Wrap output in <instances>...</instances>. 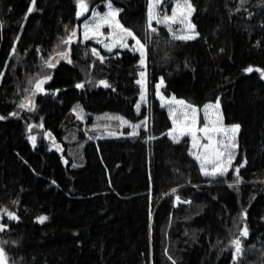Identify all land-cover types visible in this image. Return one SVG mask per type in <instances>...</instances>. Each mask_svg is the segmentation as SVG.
I'll return each instance as SVG.
<instances>
[{"label":"trees","instance_id":"1","mask_svg":"<svg viewBox=\"0 0 264 264\" xmlns=\"http://www.w3.org/2000/svg\"><path fill=\"white\" fill-rule=\"evenodd\" d=\"M86 2L77 18L76 0H36L32 13L31 0H0V209L19 217L0 212L9 264H234L230 242L245 223L236 264H264V79L255 70L264 69V0H190L199 35L188 41L155 23L157 33L147 30L149 0H112L147 46L144 67L131 38L112 51L80 40L81 23L94 8L104 12L106 0ZM164 6L169 13L172 0L158 12ZM75 29L78 39L62 44ZM69 49L72 63L57 56ZM53 57L60 61L49 68ZM44 75L52 78L35 93L34 109H21ZM161 78L166 99L198 111L218 100L223 124L241 125L225 176H204L190 138L169 137L172 122L156 95ZM245 159L241 182L229 187Z\"/></svg>","mask_w":264,"mask_h":264},{"label":"snow or ice","instance_id":"2","mask_svg":"<svg viewBox=\"0 0 264 264\" xmlns=\"http://www.w3.org/2000/svg\"><path fill=\"white\" fill-rule=\"evenodd\" d=\"M32 6H30L27 9L28 13H32L36 0H31ZM77 4V11H76V17L79 18L81 15H83L85 12L89 11V5L86 2V0H76ZM162 5V0H149L148 9H147V30L150 33H157V28L153 26V21H155L156 25H165L168 27L169 33L172 34V38L174 40H181V41H188L194 39L196 36L199 35L198 32L195 31V25L191 23L190 17L193 13L194 6L190 2V0H175L174 6L171 8V14L168 15L166 13H160L157 11V9ZM106 11L104 12H98L96 10H92V19L89 22L88 20L85 21L83 25V38L84 40L90 39V37H99L100 35H103L101 33V28H103L105 25L111 31L107 34L108 38L110 39V42L100 41L99 43H102L104 48L108 51H112L114 47L119 46L120 48H128V38H131V40L135 41V45L133 47V51L139 52V64L144 67L146 64V44L142 42V40L135 34V32L125 27L120 20L117 18L119 13L122 11V9L115 7L112 3V0H106L105 2ZM179 23L181 25H184L185 27L180 29L179 31H173L171 28V24ZM66 31L68 30V27L65 26ZM76 36V31L71 30L69 35L66 38L61 39L62 44H70L73 38ZM18 39V37H17ZM15 51V48H13V52ZM69 51H59L57 52V56L61 59L67 60L68 63H72L70 57H69ZM92 54L96 55L100 62H104V57L100 56L99 53L95 48L92 49ZM118 54V53H117ZM55 60L48 59L45 60V64L47 67L52 68L55 67ZM257 72L260 73V77L264 79V69L256 68ZM245 72L251 73L253 71V67L249 66L244 69ZM140 76L142 79L137 80L136 83L141 86V92L140 97L141 100L144 101L146 99L145 93V80L143 79L145 77V71L140 72ZM52 77L50 75H44L42 78H38L35 80L34 83V90L33 95L37 91L44 92L45 89L42 87L43 83L50 80ZM29 83H32L30 80ZM99 84L103 85L104 87H110L108 82L106 80H100L98 82ZM164 80L163 78L160 79V81L156 84V95L161 99L162 102L165 101V97L161 95L160 88L163 85ZM77 88H83V83H77L75 85ZM27 91V90H26ZM58 91V90H57ZM168 102L170 104L174 103L179 108H169V116L172 119V125L173 127L169 130L168 135L173 139L174 142H178L179 136L183 135H190L192 138V148L196 149V151H190V155H192L196 161L199 163L200 171L201 173L206 177L211 178H218L223 177L228 172L229 168L232 167L233 160L235 158V149L237 147L236 144V135L240 130L241 125L238 123H233L228 126H225L222 122V116L220 114V105L219 101L217 100L215 105L212 104H205L204 105V119L205 123L204 126L200 129L196 128L197 123V108L193 106L190 103H186L184 100H177L175 96L168 98ZM31 105V107H30ZM19 107L21 109L27 108L28 110H33L34 105L32 104L30 98L26 97L24 102H21L19 104ZM78 107V106H77ZM137 109L139 110L140 104L138 103L136 105ZM75 110V109H74ZM211 110V112H210ZM9 115L11 116H17L18 113L12 112ZM115 119L121 120L122 123H128L127 121H124L122 117H114ZM6 119L5 116L0 115V120ZM146 121L147 117H145V120L141 122V124H134L132 125L133 128V135L136 134V129L140 128L141 126L146 127ZM33 126L29 125V131L31 130ZM42 127V125H41ZM203 133V140L206 141L204 143H201V137L197 136V132ZM47 135H51L48 133ZM219 137V138H218ZM33 143L35 142V137L30 136L29 137ZM149 139H152V137H149ZM247 163V160L245 159L242 162L237 163L234 169V180L233 183L229 184V187H233L234 185H238L242 177L240 175V169L244 167V165ZM75 167V165H73ZM55 183V181H53ZM172 193H176V189L173 188ZM177 202L181 203H191L187 200H181V197L179 195H176L175 197ZM13 203H18V201H13ZM0 212L5 214L8 219L10 220H19V217L16 215V213L5 209H0ZM241 215L246 219L247 218V211H243ZM36 219L43 223L45 220L48 219L47 216H38ZM7 228V224L0 223V231H4ZM249 236V229L247 224L245 223L243 228L240 229L239 235L236 236L234 239L231 240V246L233 248L232 252V261L234 264H236L239 257L242 256L243 253V240L242 238L246 239ZM0 243H6V242H0ZM171 259V257H170ZM0 264H9L6 251L5 249L0 246ZM173 264H175V261H173Z\"/></svg>","mask_w":264,"mask_h":264},{"label":"rangeland","instance_id":"3","mask_svg":"<svg viewBox=\"0 0 264 264\" xmlns=\"http://www.w3.org/2000/svg\"><path fill=\"white\" fill-rule=\"evenodd\" d=\"M163 1V0H162ZM174 3H175V0H172V6H174ZM94 10H96V11H98V12H101V11H99L98 9H95L94 8ZM107 9H106V7H105V10L104 11H106ZM157 11H158V9H157ZM87 12H85L83 15H81L80 17H83L85 14H86ZM102 13V12H101ZM163 13H166V14H168V15H170L171 14V10H170V12L169 13H167L166 12V10H165V6H164V10H163ZM193 14V13H192ZM191 17H192V15H191ZM191 17L189 18L190 19V21H191ZM85 19V18H84ZM91 19H92V10H91V12H90V14H89V16L88 17H86V19L81 23V25H80V30H79V33H80V40L82 41V42H84V41H87V40H84V38H83V25H84V23H85V21L86 20H88L89 22L91 21ZM153 23H155V21H153ZM156 24V23H155ZM160 26H162V27H165L167 30H168V27L167 26H165V25H160ZM185 26L184 25H181V24H179L178 22L177 23H174V24H171V28L173 29V31H179L180 29H182V28H184ZM111 31V29H109L108 27H107V25H105L103 28H101V33H103V35H100L99 37H90V39H88V40H92L94 43H96V44H100L101 45V47H102V49H105L104 48V46H103V44L102 43H99L98 42V40H100V41H105V42H110V39L108 38V36H107V34L109 33ZM169 32V31H168ZM171 36H172V34L171 33H169ZM130 38H128V40H129ZM128 42V41H127ZM134 45H135V41L133 42V46L132 47H134ZM117 47H119V46H117ZM115 48V47H114ZM105 50H107V49H105ZM144 80H145V88H146V76L143 78ZM46 82H44L43 83V85H42V87L44 86V84H45ZM145 96H146V93H145ZM34 99H35V95H32L31 97H30V100H31V102H32V104H34ZM141 103H143V104H145L146 103V99L144 100V101H142L141 100ZM161 105L168 111V114H169V108L170 107H172V108H179L180 106H178V105H176V104H174V103H172V104H170L169 102H168V99H165V101L164 102H162L161 101ZM30 107H31V105H30ZM210 112H211V110H210ZM204 115H205V113H204V108L202 109V110H197V123H196V128L197 129H200V128H202L203 126H204V123H205V119H204ZM170 117V116H169ZM171 119V118H170ZM171 122H172V119H171ZM172 127H173V125H172ZM137 130L138 129H136L135 131L137 132ZM132 132H133V128H132ZM189 137L190 138V140H191V150L192 151H196V149H193L192 148V138H191V136L190 135H183V136H179V139L180 138H182V137ZM197 136L198 137H201V143H204V142H206V141H204L203 140V133H201V132H197ZM170 137V136H169ZM171 138V137H170ZM219 138V137H218ZM172 139V138H171ZM173 140V139H172ZM235 151V158H236V149L234 150ZM235 158H234V160H233V163H234V161H235ZM232 167H230L229 168V170L231 169ZM235 169V168H234ZM228 170V171H229Z\"/></svg>","mask_w":264,"mask_h":264},{"label":"water","instance_id":"4","mask_svg":"<svg viewBox=\"0 0 264 264\" xmlns=\"http://www.w3.org/2000/svg\"><path fill=\"white\" fill-rule=\"evenodd\" d=\"M75 31H76V36L73 38V40H77V39H78V29H75ZM51 59L56 61V63H55V67H56L57 64H58V62L60 61V59H59L58 57H53V58H51ZM47 134H48V132L45 133V138L48 139V140H51V137H50L49 135H47ZM55 149H56V150H59V149H60L58 143L55 144ZM232 264H233V263H232Z\"/></svg>","mask_w":264,"mask_h":264}]
</instances>
